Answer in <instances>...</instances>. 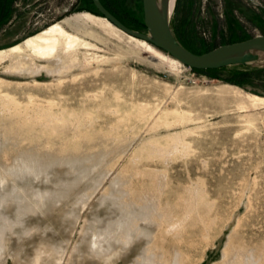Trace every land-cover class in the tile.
Returning a JSON list of instances; mask_svg holds the SVG:
<instances>
[{
    "label": "rangeland",
    "instance_id": "rangeland-1",
    "mask_svg": "<svg viewBox=\"0 0 264 264\" xmlns=\"http://www.w3.org/2000/svg\"><path fill=\"white\" fill-rule=\"evenodd\" d=\"M100 1L146 32L143 0ZM56 24L87 45L0 57V264H264V72L176 67L93 0H0V52ZM171 24L205 54L264 36V0H177Z\"/></svg>",
    "mask_w": 264,
    "mask_h": 264
},
{
    "label": "water",
    "instance_id": "water-1",
    "mask_svg": "<svg viewBox=\"0 0 264 264\" xmlns=\"http://www.w3.org/2000/svg\"><path fill=\"white\" fill-rule=\"evenodd\" d=\"M172 0H143L146 32L126 27L100 0H93L98 12L129 36L145 40L155 48L194 70H219L228 67L264 68V36L220 46L205 54H195L182 45L172 29L176 8Z\"/></svg>",
    "mask_w": 264,
    "mask_h": 264
},
{
    "label": "bare ground",
    "instance_id": "bare-ground-1",
    "mask_svg": "<svg viewBox=\"0 0 264 264\" xmlns=\"http://www.w3.org/2000/svg\"><path fill=\"white\" fill-rule=\"evenodd\" d=\"M176 2L175 0H172V6L173 3ZM104 18V17H103ZM107 20L106 18H104ZM112 26L117 28L115 25H113L109 20H107ZM87 23V16L86 15H78L74 18L67 19L62 24H68L70 26H73L77 29H80L85 26ZM62 24H56L50 27L49 29L45 30L41 34L30 38L23 42L19 46H15L9 50L1 51L0 57L4 58H12V66L16 68L23 67V60H26L29 56H38L39 58L44 59H51V57L60 59L64 57H69L71 52H74L73 50L79 48L80 46L87 45L83 41H81L78 37L70 35L65 31ZM120 30L119 28H117ZM120 32H123L120 30ZM124 33V32H123ZM126 34V33H124ZM127 35V34H126ZM129 36V35H128ZM131 38H134L137 40L142 46H144L146 49H149L151 51H154L155 53L159 54L160 56L164 57L165 59L170 60L174 66L176 67H184L185 66L180 63L178 60L174 59L173 57L166 56L158 51H156L152 45L145 40L135 38L133 36H129ZM151 45V46H150ZM23 55L24 58L22 57ZM171 57V58H170ZM49 61V60H48ZM252 103V105L255 108H260L264 105V98L256 96V95H250L246 94ZM249 250V249H248ZM244 254V259L253 258V254L248 253V251L241 250ZM235 261L237 262V253H235Z\"/></svg>",
    "mask_w": 264,
    "mask_h": 264
},
{
    "label": "trees",
    "instance_id": "trees-1",
    "mask_svg": "<svg viewBox=\"0 0 264 264\" xmlns=\"http://www.w3.org/2000/svg\"><path fill=\"white\" fill-rule=\"evenodd\" d=\"M103 5L106 7V9L111 12L112 15H114L122 24H124L126 27L132 29V30H135V31H139V30H142V29H139L138 27L136 26H132L131 24H129V22L120 17L119 15H116L115 13H113V11H111V9L109 8L108 5H105V3L103 2ZM140 27L144 29H146V25H145V22H142L141 24H139ZM179 40V39H178ZM180 41V40H179ZM242 42V41H240ZM184 47H186L188 50H190L191 52L193 53H196V54H201V53H198V52H195V51H192L191 49H189L187 46L184 45ZM245 69L244 72L242 73H238L237 75H233L232 78L228 79V80H225L227 83H231V84H235L237 86H242L243 87V84L241 83V81L239 80L240 78H248L253 72L255 71H259V72H264V68H248V67H242ZM233 69V67L231 68ZM227 70H230V68H223V69H219V70H206V71H199V70H194L198 73H203V74H208L210 76H212L214 79H220L219 77H217V74H219L220 72H223V71H227ZM235 76H238V77H235ZM239 80V81H237Z\"/></svg>",
    "mask_w": 264,
    "mask_h": 264
},
{
    "label": "built area",
    "instance_id": "built-area-1",
    "mask_svg": "<svg viewBox=\"0 0 264 264\" xmlns=\"http://www.w3.org/2000/svg\"><path fill=\"white\" fill-rule=\"evenodd\" d=\"M189 70H191V69L189 68Z\"/></svg>",
    "mask_w": 264,
    "mask_h": 264
}]
</instances>
